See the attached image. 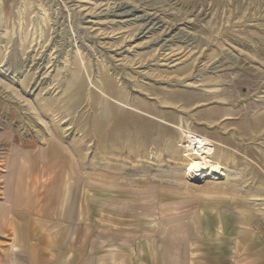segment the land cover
I'll list each match as a JSON object with an SVG mask.
<instances>
[{
    "label": "rangeland",
    "instance_id": "1",
    "mask_svg": "<svg viewBox=\"0 0 264 264\" xmlns=\"http://www.w3.org/2000/svg\"><path fill=\"white\" fill-rule=\"evenodd\" d=\"M176 127L220 143L225 176L189 181ZM223 213L241 241L264 236V0H16L0 32L7 264L29 255L26 229L47 264H184L189 241L222 242Z\"/></svg>",
    "mask_w": 264,
    "mask_h": 264
},
{
    "label": "crops",
    "instance_id": "2",
    "mask_svg": "<svg viewBox=\"0 0 264 264\" xmlns=\"http://www.w3.org/2000/svg\"><path fill=\"white\" fill-rule=\"evenodd\" d=\"M16 4V0H0V32L8 26L10 22V18L13 14L14 6ZM61 204V201L60 203ZM28 206H26L27 208ZM13 206L11 205V212L8 209L9 216H13L14 211H12ZM62 208V207H61ZM60 207L56 208V219L61 220L63 209ZM223 216L230 218V223L220 224V219L216 218L214 220L215 225L210 226V223L207 221L203 223L201 221L202 231L204 229H208L209 226L216 227V232L223 231V235H220L221 238H213L217 240H221L216 246H203L205 243H199V247L191 248V243L193 241H189V254H187V258L184 261V264H264V236H261V232L257 229H254L252 234L247 237L246 241H241L240 237L237 234H234L237 231V224H234L235 219L232 215L223 213ZM10 217V224H15ZM2 222H4L2 220ZM5 225V223H3ZM9 224V225H10ZM42 224V223H41ZM230 224V225H228ZM200 229V228H199ZM225 233V234H224ZM31 236L35 237L33 231L31 229H26L22 234L18 232L17 238L18 241L23 240V245L19 246L24 249V252H29L27 256H17L18 259H24L20 264H47L45 258H47L46 253L43 252V243L44 240L39 235L37 238V242H30ZM199 240V239H196ZM195 241V240H194ZM212 242H216L211 240ZM218 242V241H217ZM15 247V246H14ZM18 247V246H17ZM16 249V248H15ZM18 250V249H17ZM15 250V251H17ZM63 256H59L58 261ZM160 256H152L150 258L157 259ZM9 256H0V260H2L5 264L8 263ZM12 264H19L16 262L15 256H12L9 259ZM14 261V262H13ZM59 264V263H56ZM62 264V262H60Z\"/></svg>",
    "mask_w": 264,
    "mask_h": 264
},
{
    "label": "bare ground",
    "instance_id": "3",
    "mask_svg": "<svg viewBox=\"0 0 264 264\" xmlns=\"http://www.w3.org/2000/svg\"><path fill=\"white\" fill-rule=\"evenodd\" d=\"M165 124L173 126L169 123ZM176 128L189 143L188 146H186V149L190 151L189 156L192 157L193 161V165L186 171V176L189 181H199L204 175L205 177L209 176L214 179L215 177L219 178L222 175L225 176L222 170V165H220L219 162L213 161V154L216 150L215 148L223 147L220 143L211 141L210 139L193 132L184 131L180 127Z\"/></svg>",
    "mask_w": 264,
    "mask_h": 264
},
{
    "label": "built area",
    "instance_id": "4",
    "mask_svg": "<svg viewBox=\"0 0 264 264\" xmlns=\"http://www.w3.org/2000/svg\"><path fill=\"white\" fill-rule=\"evenodd\" d=\"M58 1L62 2V0H58Z\"/></svg>",
    "mask_w": 264,
    "mask_h": 264
}]
</instances>
